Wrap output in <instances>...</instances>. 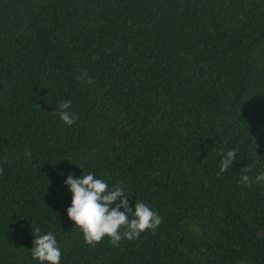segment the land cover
Listing matches in <instances>:
<instances>
[{
    "label": "trees",
    "instance_id": "obj_1",
    "mask_svg": "<svg viewBox=\"0 0 264 264\" xmlns=\"http://www.w3.org/2000/svg\"><path fill=\"white\" fill-rule=\"evenodd\" d=\"M0 169V264H40L36 227L60 264H264V182H241L264 172V0H0ZM89 172L155 233L86 245L64 182Z\"/></svg>",
    "mask_w": 264,
    "mask_h": 264
},
{
    "label": "clouds",
    "instance_id": "obj_2",
    "mask_svg": "<svg viewBox=\"0 0 264 264\" xmlns=\"http://www.w3.org/2000/svg\"><path fill=\"white\" fill-rule=\"evenodd\" d=\"M85 75L87 73L85 72ZM82 79V77H78ZM88 83H94L89 78ZM71 101L57 103V112L61 121L71 127L77 121V116L71 110ZM236 150L223 152L218 176L224 174L236 161ZM248 167L243 168L247 173ZM3 170L0 169V175ZM241 182L248 184L264 182V172L256 175L255 180L247 175L241 176ZM72 194L71 206L67 208V217L74 222L83 235L86 245L95 247L107 237L113 247H118L122 240L134 241L139 236L151 230L153 233L162 223V218L155 209L150 208L143 201H135L134 210L130 204L125 187L119 183L110 187L104 179L97 178L94 173L83 174L79 178L68 175L64 182ZM31 255L40 264H60L61 251L57 245L56 236L52 232L41 233L36 227L32 232Z\"/></svg>",
    "mask_w": 264,
    "mask_h": 264
},
{
    "label": "water",
    "instance_id": "obj_3",
    "mask_svg": "<svg viewBox=\"0 0 264 264\" xmlns=\"http://www.w3.org/2000/svg\"><path fill=\"white\" fill-rule=\"evenodd\" d=\"M260 236H262V235H260Z\"/></svg>",
    "mask_w": 264,
    "mask_h": 264
}]
</instances>
